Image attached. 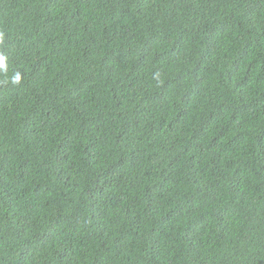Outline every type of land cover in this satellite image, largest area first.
<instances>
[{"label":"trees","instance_id":"16d2710c","mask_svg":"<svg viewBox=\"0 0 264 264\" xmlns=\"http://www.w3.org/2000/svg\"><path fill=\"white\" fill-rule=\"evenodd\" d=\"M0 264H264V0H0Z\"/></svg>","mask_w":264,"mask_h":264}]
</instances>
